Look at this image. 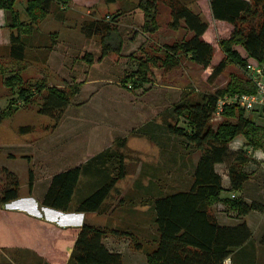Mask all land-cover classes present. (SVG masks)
Segmentation results:
<instances>
[{
    "label": "rangeland",
    "instance_id": "obj_1",
    "mask_svg": "<svg viewBox=\"0 0 264 264\" xmlns=\"http://www.w3.org/2000/svg\"><path fill=\"white\" fill-rule=\"evenodd\" d=\"M58 1L54 0L50 13L33 25L30 35L24 34L28 45L23 60L12 58L9 48L12 33H25L30 23L33 24L26 13L28 0L16 1L18 17L15 19L9 11L0 10V115L4 117L0 122V168L7 167L21 181L18 200L0 204L2 262L68 264L73 239L85 219L84 222H100L103 224L100 226L109 229L131 232V235L109 233L105 242L123 254V264H148L147 253L158 237L150 201L155 198L158 187L164 192L187 187L185 182L190 180L200 153L187 146L182 138L169 135L164 120L186 126L183 117L176 121L171 115L177 103L199 100L236 80H246L245 70L231 61L219 76L213 75L214 66L224 57L220 41L229 37L233 26L206 13L208 0H198L196 8L208 23L202 38L214 46L212 62L204 67L190 55L180 53V64L165 68L160 57H165L167 44L189 39L193 32L185 27L184 20L179 27H172L174 18L161 0L152 6L156 10L154 20L145 17L138 6L140 0L131 4L120 0L115 5L101 0L89 8L77 7L72 0L70 3V0ZM59 16L63 21H56ZM90 20L107 21L120 32V46L117 35L109 38L110 47L118 46V50L109 47L108 55L102 60H99L103 47L101 36H88L81 29L83 23ZM236 48L250 58L242 46ZM88 53L93 55L94 61L85 60ZM146 58L151 59L149 79L139 81L134 73L140 61ZM15 75H19L21 81L8 85V78ZM98 77L104 80L94 82ZM135 80L140 82L139 86H135ZM43 82L68 92L74 90L69 85L78 83L80 87L71 95V104L59 120L38 111L47 89L33 90L34 95L27 103L19 98V86L32 88ZM12 103L20 105L11 111L8 108L13 107ZM246 115L263 125L262 119H255L253 112ZM222 120L221 115L211 123L216 126ZM23 127H28L29 131L22 132ZM124 138L127 143H123ZM243 140L247 142L244 135H239L232 145H240ZM102 152L107 153L105 164L99 170L87 169L96 176L85 171L72 202L74 208L86 188L91 191L105 177L116 174L122 158L129 174L118 181V187L105 200L102 211L94 215L73 209L63 212L48 208L46 211L29 197L30 169L35 176L33 195L37 196L54 173L76 164L90 166L98 161ZM253 156L264 160V145L255 148L250 157ZM94 158L95 161H90ZM218 168L227 173L225 165ZM2 185L0 180V187ZM27 203H31L32 208ZM215 208L220 214L230 211L226 205ZM40 219L48 220L46 234L40 233L43 228L37 226ZM137 243L141 244V249L136 248Z\"/></svg>",
    "mask_w": 264,
    "mask_h": 264
},
{
    "label": "trees",
    "instance_id": "obj_2",
    "mask_svg": "<svg viewBox=\"0 0 264 264\" xmlns=\"http://www.w3.org/2000/svg\"><path fill=\"white\" fill-rule=\"evenodd\" d=\"M16 1L0 0V9L9 11L13 19L18 17L15 10ZM53 1L28 0L26 13L33 24L30 23L25 33L20 31L12 33L9 48L12 58L19 60L26 58L28 38L24 34L30 35L33 25L50 13ZM59 1L67 2V0ZM105 1L114 3L120 0ZM157 1L140 0L138 4L149 20L155 19L156 10L152 6ZM161 2L169 7L174 18L172 27H179L181 21L184 20L185 27L193 32V36L189 39L167 44L165 57H160L161 64L165 68L175 67L180 64V53H184L190 55L196 63L208 67L214 56L213 44L202 38L208 30V23L199 12L188 7L182 0H161ZM210 4L215 20L225 21L233 26L229 37L220 41L224 57L214 66L213 75L219 76L226 69L229 61L245 70L250 58L261 60L264 57V0H210ZM22 24L20 22L21 27ZM13 26H17L15 22ZM81 29L88 36H101L103 47L99 60L108 55L112 42L109 38L114 34L119 37L118 46L122 43L119 30L107 21L90 20L83 23ZM238 45L244 48L249 59L236 48ZM118 46L110 48L117 51ZM84 58L89 62L94 61L91 53L86 54ZM150 60V58L142 59L136 68L134 76L139 81L149 79ZM19 79L21 81L19 75H15L9 77L6 83L13 86ZM138 80L134 81L135 86L140 85ZM68 87L74 90L68 92L57 85H47L45 82L34 85L32 88L22 85L18 87L19 98L27 103L34 95L33 90L47 89L38 111L40 114L59 120L63 111L71 104V95L73 92L77 93L80 88L78 83ZM131 87L132 85H129V88ZM252 91L254 87L247 76L246 80H236L226 88H219L215 93L206 94L199 100H184L177 103L171 115L176 118V121L183 117L187 123L186 126L164 120L169 135L182 138L187 146L200 153L197 163L191 170L190 180L185 182L188 184V186L186 184L187 187L171 192H164L158 187L155 198L150 201L158 237L155 246L147 253L148 264H224V261L238 247L251 238L252 232L245 221L236 225H222L212 210L213 205L221 199V193L224 190L223 175L217 170L216 165L218 163L227 165L231 190L243 189L250 177L247 167L252 158L246 149H234L231 143L237 136L244 135L248 146L262 147L264 145V125L258 124L246 115L244 109L235 105L225 107L222 112L224 120L216 126L211 123V120L217 111L221 96L226 93ZM12 104L11 107H13L8 108L11 111L20 105ZM3 119L1 114L0 122ZM20 130L29 131L28 127ZM145 134L148 133L145 132ZM123 143H127L125 138ZM106 155V152L100 153L98 161L90 166L80 164L54 173L42 196L41 203L64 212L72 209L86 213L102 211L105 200L112 190L116 189L118 181L129 174L122 158L116 174L109 175L98 182L97 186L87 196L82 197L74 208H72V201L81 176L88 168L101 169V166L105 164ZM95 159L90 161H95ZM0 173L2 177L0 180L3 184L0 187V204L18 199L21 194L19 176L5 166L0 168ZM86 173L96 176L89 170ZM34 178V172L30 169V193L34 187ZM226 201L232 209L237 211L238 215H245L254 209H264V203L247 202L242 195H233ZM109 233L131 235V232L125 230L109 229L107 226L85 221L77 234L68 264H123V254L111 249L105 242V237ZM136 248L141 249V244L137 243ZM1 255L0 248V264H4Z\"/></svg>",
    "mask_w": 264,
    "mask_h": 264
},
{
    "label": "crops",
    "instance_id": "obj_3",
    "mask_svg": "<svg viewBox=\"0 0 264 264\" xmlns=\"http://www.w3.org/2000/svg\"><path fill=\"white\" fill-rule=\"evenodd\" d=\"M100 1L101 0H72V3L76 4L77 7H82V8L83 7H86V8L88 7L89 8V7H93L95 4H98ZM125 1H126L125 2L126 4L127 3L131 4V3H134L136 0H125ZM182 1L188 7H190L191 9H193L196 12H199L202 15L200 10H197V8H196V7H198L197 6L198 0H182ZM68 2L70 3L71 0L68 1ZM118 2H114L112 4L115 5ZM205 7H206L205 8L206 13L208 12L209 14L211 13V15H212L210 0H208L206 2V6ZM62 19H63L62 16H59V19L56 18V21H58V22H59V20L63 21ZM61 25H63V24H61ZM61 29H62V27H61ZM103 80H104V78H101V77L93 79L94 82L103 81ZM254 114L256 115V116H254L255 119L256 118L262 119V122H263V118H261L256 113H254ZM246 144H247V142L246 141L244 142V140H243V142L242 141L240 142V145L233 146L232 143H231V147L234 148V149H240V148L246 149L247 152L249 153V155L252 156L254 154V152H255V148H253L251 146H248ZM175 156L180 157V154L176 155V153H175ZM198 158H199V154H198V156L196 158V162L195 163H197ZM76 165H80V164H76ZM218 165H225L227 173H225V174L222 173L219 170ZM73 166H75V165H73ZM248 167L251 168V169H249L250 177L246 181L243 189H241V190H231L230 189L231 184H230V179H229V176H228L227 165L224 164V163H218L216 165L217 170L223 175V185H224V190L221 193V199L218 201V203L216 202L215 205H214V209H215L214 213H215L216 217L218 218V221L222 225H236V224H238L240 222L245 221L247 223V225L249 226L251 232H252L251 238L246 243H244L242 246L238 247L227 258V259H229L227 264H264V209H262V210L254 209V210H251L249 213H247L245 215H238L237 211L232 209L228 205V203L226 201L228 198L232 197L233 195H236V196H241L242 195L247 202L257 201V202H260V203L261 202L264 203V160L263 159L260 160V158H257L255 156H253L252 157V161L250 162ZM62 170H64V169H61L60 171H62ZM141 174H142V172H141ZM143 175L145 177V174H143ZM146 176H148V175H146ZM47 187H48V184L44 188H42V190H40L38 192L37 196L33 195L35 193V182H34V187H33L32 192L30 193V191H29V193H30L29 197L34 198L36 200V202L39 204V206L41 205L42 209H44L46 211H48V208H50V207L44 206L41 203V199H42V196L45 193ZM116 187H118V186L116 185ZM77 190H78V187H77ZM77 190H76V192L74 194V197L77 195ZM91 191L89 190V188H86V190H84L80 194V196H78V201L82 197L87 196ZM74 197H73V199H74ZM16 200H18V199H16ZM13 201H15V200H13ZM27 204L32 208L31 203H27ZM217 205H221V206L222 205L223 206L226 205V207L230 211L229 212H223V213L220 214L219 212L216 211L217 208H215V207ZM50 209H53V208H50ZM79 213H84L85 215H87V214L88 215H94V214H97L98 212H87V213L86 212H79ZM84 220H83L82 223H80V226L83 225ZM36 223H37L38 227L43 228L40 231V233L46 234V232H47L46 229H48V220L40 219V220H37ZM90 223L95 224V225H99V226L103 225L100 222L99 223H95V221H90ZM73 240H74V244H75L76 237ZM74 244L71 247L72 249L74 248ZM1 252H3V251L1 250Z\"/></svg>",
    "mask_w": 264,
    "mask_h": 264
},
{
    "label": "built area",
    "instance_id": "obj_4",
    "mask_svg": "<svg viewBox=\"0 0 264 264\" xmlns=\"http://www.w3.org/2000/svg\"><path fill=\"white\" fill-rule=\"evenodd\" d=\"M245 71L254 91L226 93L221 96L214 118L221 116L226 106L235 105L246 112L258 114L263 118L264 125V57L261 60L250 58L246 63ZM228 261L229 259H226L224 263Z\"/></svg>",
    "mask_w": 264,
    "mask_h": 264
}]
</instances>
